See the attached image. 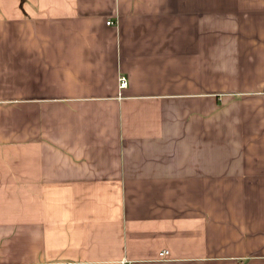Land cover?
<instances>
[{"label":"crops","instance_id":"0c3cea01","mask_svg":"<svg viewBox=\"0 0 264 264\" xmlns=\"http://www.w3.org/2000/svg\"><path fill=\"white\" fill-rule=\"evenodd\" d=\"M125 261L264 264V0H0V264Z\"/></svg>","mask_w":264,"mask_h":264},{"label":"built area","instance_id":"2783aa9c","mask_svg":"<svg viewBox=\"0 0 264 264\" xmlns=\"http://www.w3.org/2000/svg\"><path fill=\"white\" fill-rule=\"evenodd\" d=\"M108 24H112L113 22H112V20H107L106 21ZM120 87L121 88H123V87H125L127 84H128V80H127V78H126V76L125 75H123V76H120ZM162 257H165L166 255H168V251L167 250H162L160 253H159ZM125 264H130V263H127L126 261H125Z\"/></svg>","mask_w":264,"mask_h":264}]
</instances>
